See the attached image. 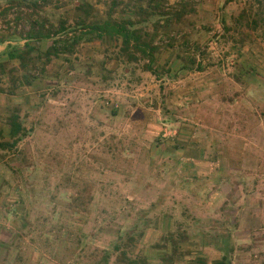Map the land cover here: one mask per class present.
I'll list each match as a JSON object with an SVG mask.
<instances>
[{
	"label": "rangeland",
	"instance_id": "rangeland-1",
	"mask_svg": "<svg viewBox=\"0 0 264 264\" xmlns=\"http://www.w3.org/2000/svg\"><path fill=\"white\" fill-rule=\"evenodd\" d=\"M33 1L0 0V140L13 111L25 128L0 149V264H161L169 233L186 237L172 264H264V0ZM109 17L143 21L155 73L89 35L9 57L33 26L68 38Z\"/></svg>",
	"mask_w": 264,
	"mask_h": 264
},
{
	"label": "trees",
	"instance_id": "trees-1",
	"mask_svg": "<svg viewBox=\"0 0 264 264\" xmlns=\"http://www.w3.org/2000/svg\"><path fill=\"white\" fill-rule=\"evenodd\" d=\"M38 0H34V5H37ZM43 3H46L49 0H41ZM143 12H147L144 10ZM144 15V14H140ZM181 14H177L180 17ZM259 19H262L259 17ZM255 21L256 20H252ZM142 20H131V19H122V20H114L112 18H106L100 22H91L89 24H82L81 31L78 34H72L71 37L68 38H53V33L50 30H46L42 28H35L33 26L30 28V31L26 34L27 40L24 44L26 47L25 52H18L16 50H12L9 52L10 58H18L20 64L23 68L26 67L24 62V57L28 56L29 52L33 50V46L30 45V40H32V44H38L41 39H51L47 48L43 51H40V54L44 56L46 61H50L52 56H59L61 53H67L75 44H77L85 35H89V37H95L100 40L109 39V40H120L121 49L124 52H128L132 49L140 52L142 57L147 59L145 68L148 71L155 73V69L152 67L153 62L155 61V52L157 50V46L153 44V37H146L147 32H143V28L133 27L136 23H142ZM64 25L61 23L59 27V31H65ZM152 36V35H151ZM131 51L129 52V55ZM131 59V58H129ZM3 131H0V135H2ZM25 128L20 122L19 114L16 111H13L8 119V129H7V139L0 140V149H13L16 147L17 143L24 137ZM178 238L174 237L173 233H169L164 237V242L169 243L170 252L167 254L166 252H159V260L161 264H172L174 262V257L178 252V248L180 247V243L185 241L186 237L183 234H179ZM132 238H129L126 242H123L122 245H132ZM127 243V244H126ZM156 246L167 247V245L163 243H159ZM117 250H119V246H115ZM121 258L119 262L120 264H153V259H149L146 256L136 255L134 257H128L127 252H121ZM198 262L201 264L203 260L198 258ZM210 264H229L226 255H223L221 258L212 260Z\"/></svg>",
	"mask_w": 264,
	"mask_h": 264
},
{
	"label": "crops",
	"instance_id": "crops-1",
	"mask_svg": "<svg viewBox=\"0 0 264 264\" xmlns=\"http://www.w3.org/2000/svg\"><path fill=\"white\" fill-rule=\"evenodd\" d=\"M133 27H135V25L133 26ZM136 28H143V27H140V26H137ZM143 29H145V28H143ZM184 41V40H183ZM182 41V42H183ZM188 41H186V42H183L184 44V46H189V44L191 43V42H188ZM194 45H196V43H194ZM173 58V59H172ZM172 62L174 61V60H176V58L180 61L182 58H185V56H182V55H180L179 53H174L173 54V56H172ZM171 62V63H172ZM175 63L176 62H174V65L172 66L173 68L171 69V71L173 72V69H174V67L176 68V66H175ZM186 65V64H185ZM182 70H184L183 69V67L181 68ZM256 123H258L259 125L255 128V129H260V124L262 123L263 124V119H258L257 120V122ZM255 126V125H254ZM255 129H253V131H252V133L254 132V130ZM246 140H248V139H250L249 137H246L245 135L243 136ZM211 149V147L210 146H208V149ZM227 169H228V171L229 172H232V171H234L233 169H232V167H229V166H227ZM251 170H253L254 171V173H256V174H258L259 175V177H264V175H263V173H262V170H261V163L259 162V160H255V162H254V164H253V166H252V168H251ZM222 171H224L225 172V170H223V168H222ZM237 171V170H236ZM214 173H215V171H214ZM228 185V184H227ZM211 200H212V202L211 203H216L217 202V196H214L213 198H211ZM225 200H222V201H220L219 200V202H224ZM210 203V204H211ZM225 203V202H224ZM242 204H243V202H241Z\"/></svg>",
	"mask_w": 264,
	"mask_h": 264
}]
</instances>
